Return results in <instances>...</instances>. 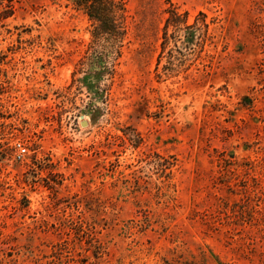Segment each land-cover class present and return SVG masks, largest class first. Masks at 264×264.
Listing matches in <instances>:
<instances>
[{
    "label": "rangeland",
    "instance_id": "obj_1",
    "mask_svg": "<svg viewBox=\"0 0 264 264\" xmlns=\"http://www.w3.org/2000/svg\"><path fill=\"white\" fill-rule=\"evenodd\" d=\"M123 1L0 19V264H264V0Z\"/></svg>",
    "mask_w": 264,
    "mask_h": 264
},
{
    "label": "trees",
    "instance_id": "obj_2",
    "mask_svg": "<svg viewBox=\"0 0 264 264\" xmlns=\"http://www.w3.org/2000/svg\"><path fill=\"white\" fill-rule=\"evenodd\" d=\"M74 7L87 16L92 23L93 41L119 42L124 36V22L126 6L123 0H72ZM13 0H0V19H6L13 15ZM183 22V21H182ZM181 18L173 11L166 19V27L179 26Z\"/></svg>",
    "mask_w": 264,
    "mask_h": 264
}]
</instances>
